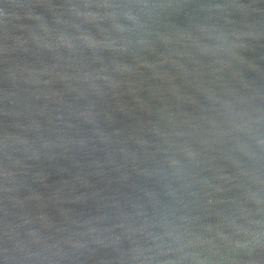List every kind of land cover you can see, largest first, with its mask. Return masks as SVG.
<instances>
[{
    "label": "water",
    "instance_id": "water-1",
    "mask_svg": "<svg viewBox=\"0 0 264 264\" xmlns=\"http://www.w3.org/2000/svg\"><path fill=\"white\" fill-rule=\"evenodd\" d=\"M0 264H264V0H0Z\"/></svg>",
    "mask_w": 264,
    "mask_h": 264
}]
</instances>
